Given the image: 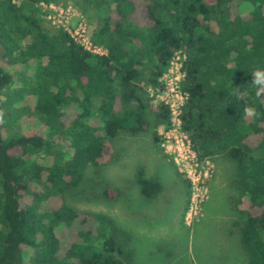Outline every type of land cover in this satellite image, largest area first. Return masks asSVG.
Returning <instances> with one entry per match:
<instances>
[{
    "label": "trees",
    "instance_id": "trees-1",
    "mask_svg": "<svg viewBox=\"0 0 264 264\" xmlns=\"http://www.w3.org/2000/svg\"><path fill=\"white\" fill-rule=\"evenodd\" d=\"M52 1L0 0V264H126L117 222L64 195L111 157L119 135L169 125L146 89L161 88L179 50L182 129L200 160L232 166L233 228L246 264H264V105L250 85L264 67V0H74L97 18L90 40L103 55L43 28L37 5ZM235 87L258 118L244 115ZM136 185L145 199L162 190L142 168Z\"/></svg>",
    "mask_w": 264,
    "mask_h": 264
},
{
    "label": "rangeland",
    "instance_id": "rangeland-1",
    "mask_svg": "<svg viewBox=\"0 0 264 264\" xmlns=\"http://www.w3.org/2000/svg\"><path fill=\"white\" fill-rule=\"evenodd\" d=\"M47 4L63 10L71 33L81 26L90 38L97 18L90 16L88 7L74 0ZM37 7L44 16V29H63L57 23V14L49 18L46 8ZM17 81L16 86L21 82V73ZM146 92L154 109L160 102L159 92L150 87ZM153 131L157 132V143L152 139ZM164 132L159 126L136 136L119 135L111 157L100 167H89L81 183L65 193L64 200L80 211L101 213L117 222L123 231L120 239L126 264H244L238 235L229 238L228 234V197L235 195L231 188L232 166L219 157L200 160L196 156L191 168L185 170L163 146ZM139 168L162 185L153 199L139 193ZM105 188L119 195L113 200L103 198Z\"/></svg>",
    "mask_w": 264,
    "mask_h": 264
},
{
    "label": "built area",
    "instance_id": "built-area-1",
    "mask_svg": "<svg viewBox=\"0 0 264 264\" xmlns=\"http://www.w3.org/2000/svg\"><path fill=\"white\" fill-rule=\"evenodd\" d=\"M38 5L43 6L49 11V18H51L52 15L57 14L58 25L63 27V30L85 50L95 55L105 54L106 51L102 46L93 44L90 38L84 35V30L80 28L81 26H79L73 33L70 32L71 30L66 27L68 22L63 10L44 2H41ZM184 60L185 53L182 50L176 51L173 54L168 68L160 78L161 88H159L157 92H159V103L167 108L170 116L169 125L163 126L165 131L163 135V146L173 156L174 161L186 170L188 167L191 168V165L196 161L197 155L192 149L188 135L183 131L181 125L182 109L187 100V94L181 89V82L184 77L182 71Z\"/></svg>",
    "mask_w": 264,
    "mask_h": 264
},
{
    "label": "clouds",
    "instance_id": "clouds-1",
    "mask_svg": "<svg viewBox=\"0 0 264 264\" xmlns=\"http://www.w3.org/2000/svg\"><path fill=\"white\" fill-rule=\"evenodd\" d=\"M251 84L255 88V96L258 100V103L264 105V68H256L253 72H251ZM235 98L239 101H244L245 106L243 107V113L246 117L249 118H258L260 113L257 111V108L252 106L245 99L246 93L245 91H239L237 87L234 88L231 93ZM4 122V112L0 110V123Z\"/></svg>",
    "mask_w": 264,
    "mask_h": 264
},
{
    "label": "crops",
    "instance_id": "crops-1",
    "mask_svg": "<svg viewBox=\"0 0 264 264\" xmlns=\"http://www.w3.org/2000/svg\"><path fill=\"white\" fill-rule=\"evenodd\" d=\"M228 204H229V214H230V226H229V231H228V234H229V238L231 237V235L233 234H236L237 236V233L234 231L235 228H233V223L236 221V216L234 215V212L232 211V208H231V201H230V197H228ZM205 211V207H203V212ZM228 245H229V240H228ZM144 264H148L147 261H145ZM152 264V262H151ZM192 264H193V261H192ZM244 264H246V262L244 261Z\"/></svg>",
    "mask_w": 264,
    "mask_h": 264
}]
</instances>
